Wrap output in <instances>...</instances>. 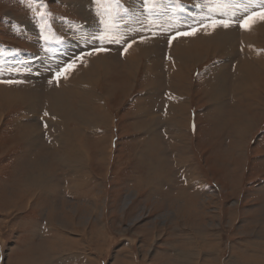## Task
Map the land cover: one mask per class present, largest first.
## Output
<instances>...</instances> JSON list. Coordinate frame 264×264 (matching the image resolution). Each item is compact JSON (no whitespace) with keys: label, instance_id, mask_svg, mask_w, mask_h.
I'll use <instances>...</instances> for the list:
<instances>
[{"label":"rangeland","instance_id":"374dc122","mask_svg":"<svg viewBox=\"0 0 264 264\" xmlns=\"http://www.w3.org/2000/svg\"><path fill=\"white\" fill-rule=\"evenodd\" d=\"M93 1L97 2V0ZM126 1L110 0L109 9H98L101 12L100 16L112 18L116 7ZM143 1L150 8L159 6L163 2V0ZM172 1L187 4L185 0H166L167 3ZM217 1H222L228 6L241 5L240 0H227V3L226 0ZM259 1L255 3L253 10L260 9L263 10L262 13L256 11L251 16L252 19H249L250 15L244 17L248 14L245 10L240 15H244L247 21L234 27L242 31L254 25L255 20L264 15V9ZM59 2L62 6L58 4ZM67 3L68 0L67 2L0 0V55L6 54L0 56V68L5 65V70H8L9 67L16 66L13 65V61L20 60V55L22 58L29 57L26 52L31 49L36 50V58L40 59L43 53L36 47V39H39L42 43L41 47L47 53L55 50L63 52L64 46L67 45L63 44L66 38L60 35L61 32L63 33L59 29L61 22H71L72 26L81 27L82 25L77 24L82 22L83 17H90L91 22L95 20L91 23L92 27L94 25L91 29L109 35L106 38L115 43L116 49L121 46V38L116 37L119 33L116 25H104L103 30H97L95 14H88L80 5ZM126 7H128L126 4L122 5L123 19V14L128 10ZM258 12L259 15L256 14ZM240 15L231 14L229 17L239 19L236 17ZM136 25L144 26L143 23ZM152 27L149 34L154 35L156 32L162 34L158 28L163 26L154 24ZM192 27L193 24H189L179 33ZM171 28L175 30L166 32L167 39L178 32V27ZM26 29L27 32H32L41 38L32 36L30 39L28 36V39L25 37ZM47 32H51L50 36L46 35ZM145 32L147 33V31L142 32L143 36H146ZM135 38L136 36H131L129 41ZM239 40L241 51L244 45L241 37ZM170 44L171 41L167 40L164 61L168 64L172 57ZM106 45L112 46V43ZM10 46L12 49H9ZM129 46L130 43L122 48L124 54L127 53ZM9 53L15 54L14 57L12 55L6 57ZM118 53L119 51L114 53L116 56L119 55L114 59L109 58L108 54L97 56H102L113 63L117 61L116 66L122 68L123 63ZM86 58V56L79 58L76 54L73 61L86 62L84 61ZM158 59L154 57L149 60L150 66L146 71L142 69L139 72L135 86L125 85L124 87L128 88L125 91L123 86L119 85V95L116 93L117 90H114L117 87L115 82L109 80L105 83V75L102 82H98L100 85L97 88L103 92V95H112L113 90V96L121 98L113 99L115 103L113 108L116 109L112 110V106H106V110L112 111L115 118L112 123V118L108 116L109 123L116 128L114 130L109 128L100 134L112 135L113 142L111 141V150L108 141L101 146L102 149H106L103 164L99 166L98 162L101 159L96 155L97 159L94 162L98 166L93 165L94 162L91 164V168L94 167L91 170L92 175L84 179L88 183L82 182L80 191H73L72 194L67 190H74L72 178L79 176L72 172L78 168L77 158L90 161L91 155L100 150L95 144L98 134L90 133L92 131L90 127L97 123L100 117L96 109L98 108L96 100L86 102L89 106L88 126H85L78 116L67 120L68 122L61 121L62 125L67 127L69 134L71 132L75 137L76 148L72 155L67 154L64 143L60 145L54 139L57 138V133H61L59 123L48 126L47 133L41 132L45 124L40 118L50 107L46 98L41 99L34 111L30 110L27 103L15 105L14 109H12L14 106L10 108L6 104L2 108L0 104V264H196V262L184 261L179 256L178 250L192 251L197 247L194 227L202 230L207 236L208 241L205 243L198 239V243L201 244L199 250H203L202 256L211 252L208 244H214L213 240L216 236L221 241L218 248L223 259L211 261L209 264H257L254 261H262L261 257L253 252L245 253V251L247 248H254L253 246L259 242V244L264 243L262 240L264 238V88L257 90L236 85L212 87L208 84L202 85L205 76L212 77V74H206V71L220 61L219 58L213 57L205 65L198 66L193 73L194 79L190 82V88L183 90L189 98L181 115L185 119L183 126L186 133L183 142H178L173 139L175 131L171 128L172 122L175 126V121L171 112L172 105L169 104L174 93L166 89L167 86L171 88L169 81L164 83L166 71L163 79L156 82V87L151 82L156 73ZM80 64L82 67L87 66ZM39 66L37 60L36 63L29 64L28 69L21 71L19 76L28 77L30 70L38 69ZM231 66L232 73L234 63ZM12 72L9 71L11 75ZM191 73L192 71L189 72L190 76ZM2 74L0 73V79L3 81H0V84L10 83L9 80H5L6 75ZM62 74L61 70L48 73L49 76L55 77L49 79L51 80L49 82L53 83L54 80L55 86L59 87L57 84L62 81ZM241 75L242 71L239 70L235 76ZM114 77L116 78V75ZM196 77L199 81H194ZM29 86L35 92L46 87L44 84L42 87V82L36 79L30 81V85L26 83L19 87ZM218 90L220 91L217 92ZM218 93L221 94L214 97ZM46 95L48 97L47 93ZM175 96L179 97L177 94ZM254 100L255 102L249 105ZM84 101L86 100L82 97L75 99L73 112L67 116L74 115L75 107L77 109V105ZM253 107L255 110H251ZM41 109L44 110L42 114ZM191 110L196 116L195 118L193 116L195 125ZM130 113L131 116L127 117ZM247 117L253 123H250L251 127L244 137L245 142L240 147L238 131ZM189 118H191V129ZM13 128H16V133L20 137L19 145L14 142L16 138ZM158 129L163 136L157 134ZM244 131L243 127L240 136ZM189 132L191 134L188 135ZM30 133L33 135H29ZM78 133L80 136L83 134V140L78 138ZM162 138L165 143L168 142L169 157L167 160L163 158L161 180L156 178L151 184L148 173L156 168L158 163L156 155H163L160 146ZM155 140L158 142L157 145L153 144ZM87 143L88 147H86ZM28 144H32L31 148H27ZM89 145L94 152L89 150ZM220 147L226 150V154L221 153ZM21 150H26L25 159L24 156L20 158L23 154ZM181 150L189 153L181 155L184 161L179 163L178 154ZM31 155L39 158L36 159L40 160V164L36 167L35 173L46 178L45 187H49L51 194L32 192L37 186L27 181V177L33 174ZM49 158V162H45L47 169H43L45 167L41 163ZM54 160H59L64 166L54 164ZM67 178L70 179L66 181L68 184L65 182ZM166 178L170 180L168 184L164 182ZM77 179L83 180V177ZM18 181L19 186L25 191H31L35 199L18 198L10 207V198L17 188ZM51 183L54 184L53 187ZM231 256L233 260H230Z\"/></svg>","mask_w":264,"mask_h":264},{"label":"bare ground","instance_id":"6f19581e","mask_svg":"<svg viewBox=\"0 0 264 264\" xmlns=\"http://www.w3.org/2000/svg\"><path fill=\"white\" fill-rule=\"evenodd\" d=\"M257 1H259V0H240V2H241L240 6H236L234 8L233 6L227 5V7H225L226 12H220L218 15L215 11V6L217 5V0H185V2L188 5H194L196 8H198V10L194 9L192 6L182 7L184 10H187L190 13H192L193 17L196 16V19H197V16H200V15L207 16L206 19H208L206 21H201V22L195 21V22L191 23V21H190L189 23L193 24V27L191 29H194L196 26L202 25L203 23H206L207 21L211 22L210 26H213V28L209 27V28H206L204 30L201 29V31H199V33L197 32V35L195 34L194 36H189V37L186 36L187 38L186 37L185 38L179 37L178 39H176L169 49L172 57L170 58L171 62H169V64H168V63H166V61H164L165 60L164 58H165V52H166V45H167V40H168L165 37H167V35H166L167 31L171 32V31L175 30V28H171V26L169 24H165L164 26L161 25L163 27L158 28V29H160L162 34L157 33V32L154 35L149 34V31L153 29L152 26L155 23H153L152 25H149L145 18L149 16L147 19L148 21L150 20V17L151 18L153 17L156 21H158L159 19H158L157 14H159V13L157 11L152 12V13L148 12V16L145 17L146 14L144 15L143 10L141 8V0H138V1L137 0H127L125 2V4L128 7H126V8H128V13H131L132 15H134V19L125 18L124 20H122L123 26L118 30L119 33L116 34L117 35L116 37L121 38L122 44L117 49H122V48L127 47L129 45V43L131 42V41H129L131 36H136L135 40L136 39L142 40V39L146 38V39H148V42L147 43H140V42L136 43L135 42L134 45L130 46L127 53L125 54V57L123 59L120 57V60L123 63L122 68H120L119 66H116V65H118L117 61H114L116 63H113L112 61L105 60L106 58H104L102 56H97L94 58H92L90 56H86L87 58L85 60L83 59L86 62H77L76 61L77 64L79 65V66L77 65L78 66L77 68H75L76 66L73 67V66L69 65V63H70L69 62L70 60H69L68 62L66 61L67 64L64 65V66H67V70L65 72H63V74L61 75L62 81L59 84H57V85H59V87H56L55 86L56 83L54 82V80H53V83L49 82V81H51L49 79H51L53 76H49L48 73L54 72L56 70H60V64H57L56 62H55L56 64L52 63L45 56V54L42 55L40 57V59H37L38 63H40L39 68L33 70V71H38L39 72L38 73L39 78L41 77L40 79H36V78H31L29 76L25 77L26 75L25 76L24 75L19 76V74H21L20 73L21 71L26 70L28 68V66L23 63V58H21L20 64L18 66L9 67L8 70H5V65L2 68H0V73H3L2 75H6L7 79H5V80H9V82H10V83L3 82L2 84H0V104L2 105V108H3V105L6 104L10 108L14 106L12 108V109H14L16 107L15 105H23L22 103H24L26 105V103H27L30 106V110L34 111V109L39 106L41 99L46 98V102H49L50 107L47 108V111H45V112H49V114L51 116L50 117L51 119L47 121L48 122L47 126H51L52 124L59 123L61 133H57V138H54V139H55V141L57 140V142L60 145L64 143L65 144V151L67 152L68 155H72V153L74 152V150L76 148L75 137L71 132L69 134L67 127L63 126L61 121L62 122H68L67 120H72L73 117L78 116V119H81L83 124L85 126H88L87 125V118H88L87 114L89 113V111L87 110V108H89V106L86 104V102L88 101V103H90V102H94L93 100H96L97 106H98V108H96V109L99 111L100 117H99L97 123H95L93 126H91V127L89 126V127L92 130L90 133L94 132L96 135L98 134L96 137L97 142L95 140L94 141L96 142L95 143L96 147L100 150L95 151L96 154L94 153L93 155H91L90 161H87L86 159L80 158V157L77 158L78 168L76 170H72V172L74 174L79 175V176H76L77 178L83 177V180H80V179H77L76 177H73L72 181H73V186L75 188H73L74 190H69V189L67 190V192L70 191V194H72L73 191H76V190L80 191V187L83 184L82 182H84V181H85L84 183L87 182V180H84V179H86L87 176L91 177V175H92L91 170H93L94 167L91 168L92 167L91 164L94 162L95 159H97L96 155L99 156L101 159L98 162L99 166H100V164H103L102 162L104 161V157H105L104 154H105L106 149H102L101 146L103 144L105 145V142L108 141V146H109V149L111 150V141L113 142V140H112L113 137H111L112 135L103 134L101 136L100 134L109 128H111V130H114L116 128L115 125L111 126V124L109 123L108 116L112 118V123H113L115 118L112 114L113 113L112 111L106 110V106L107 105L112 106V110L116 109V108H113L115 106L113 99L117 100V99H121V98H119L117 96H113L114 95L113 90H112V95L111 94L110 95H106V94L103 95V92L98 90L97 86L100 85V83H98V82H100V81L102 82L104 75H105V83L109 80H112L113 82L116 83L117 87L114 88V86H113V88H114V90H117L116 93H117V95H119L118 94V86L119 85L123 86V90H125V91H126V89H128L127 87H124L125 85H128L130 87L135 86L136 83L138 82L137 80H138L139 72L142 69H144L146 71V68L148 66H150L149 65L150 59H153L154 57L158 59V57H159V59L157 60L158 65L155 69L156 73L154 74V77H153L151 82L153 83V86L156 87L157 86L156 82L158 80L161 81L163 79V76H165L164 71H166V78L164 77V83L166 84L167 81H169L168 84L171 86V88L167 86L166 89H169V90L173 91V93H174V95H172L173 97H171V99H172L171 104H169V105H172L171 112L173 114V120L175 121V126L172 122L171 128L175 131V136L173 139L177 140L178 142L179 141L181 142L184 139L183 137L186 133L185 128L183 126V122L185 119L181 115H182L183 108L188 104L187 102H188L189 98L183 93V90L185 88H190V86H191L190 82L193 81V79H194L193 73L195 72V69L198 66L205 65L213 57L219 58V61H220V63L215 64L213 67H211V68L209 67L210 70L209 71L207 70L206 74L211 73L212 77H206L205 76L202 85L208 84V86H211V87L215 86V85H227V86L236 85V86H241V87H245V88H249V89H257V90L264 88V19H261L260 18L261 16H259V17L257 16L258 18L255 20V23L253 21L254 25H251L242 31L239 30V28L237 29L236 27L231 26V24L228 22H227L228 27H224V24L221 23V21L225 22L224 20H232L229 16H226L224 14L234 13L236 15H240L241 13L245 12V10H247L248 14H246L245 16L240 15L239 17H236V18L242 19L246 16L253 15L256 11L261 12L260 9L253 10V8H255V3H258ZM156 2H157V0H156ZM72 3L78 4L82 7H84L88 14L89 13L95 14L96 15V22H97L96 26L98 25L97 30H100V29L103 30V28H104L103 26L106 24V22L109 18L106 17L105 15H103L101 17L100 16L101 12L98 9H109L110 3L107 4V0H97L96 3L93 0H73V1L68 0L67 4H72ZM226 3H227V0H226ZM170 4H171V2H170ZM185 5L186 4H184V6ZM174 6L176 7V5L173 4V8H174ZM207 6H208V9H206ZM110 9H112V8H110ZM121 10H122V8H121ZM166 11H167V9H166ZM175 11H176L175 13H179L178 6L176 7ZM167 12L174 13V11H172V9L168 10ZM109 13L110 12H108V14ZM180 13H181V11H180ZM181 14L186 16V18L192 17V16L190 17L189 15L185 14L184 11ZM256 14L259 15V12ZM254 17L255 16H253V18ZM202 18L205 19V17H202ZM82 19H83L82 22H79L77 24V25H82L81 27L72 26L71 22L65 23L62 21L60 24L61 28H59L61 31H63V33L61 31L60 32L66 36L65 40H67L66 41L67 48L70 50H74L73 59L76 56V54L81 53V52H85V50H89L92 48L99 49L97 47V43L92 42V36H93L94 31H96V30L91 29L94 27V25L92 27L91 23L95 20H93L91 22L92 19L90 17H83ZM165 19L167 20V18H165ZM111 20H113V18H111ZM234 20H237V19H234ZM149 22H151V21H149ZM175 22H176V20H175ZM140 23H143L144 26L138 27L136 25V24H140ZM169 23H170V21H169ZM109 29H110V27H109ZM109 29H108V31H109ZM27 30L28 29H26L25 37L29 36L31 39V37L34 36L35 38H37V36H35L32 32H27ZM198 30H200V29H198ZM64 31H66V32H64ZM143 31H147V33L145 32L146 36H143V34H142ZM186 31H188V30H186ZM67 32H69V33H67ZM138 32H140V33H138ZM152 34H153V32H152ZM107 36H109V35H107ZM29 37H28V39H29ZM95 37H93V38H95ZM240 37L242 38L243 45H244L241 48L242 49L241 51L239 50V42H240L239 39H240ZM63 44L65 45V43H63ZM35 45L37 48H39V46H38L39 43H38L37 39H36ZM47 45H48V43H47ZM113 45L115 46L114 42H113ZM40 47H41V45H40ZM113 48L116 49V46L112 47L111 49H113ZM51 50H53V49H51ZM118 51H119L118 54H120L121 50H118ZM64 53H62V54H64ZM66 53H67V51H66ZM62 54H61V56H62ZM14 55H12V56L14 57ZM35 55L32 57H31V55L29 57L28 56L27 57L30 60H34L33 58L36 57ZM66 55H64V56H66ZM70 55H71V53H70ZM108 55L110 56L109 58H113V59L116 57H119V55L116 56L114 54H108ZM50 56L48 55V57H50ZM57 56H58V54H56V57ZM20 57H22V56L20 55ZM66 57H68V55ZM71 58H72V56H71ZM62 60H64V59H62ZM243 60H245V61H243ZM59 61H60V59H59ZM71 61H73V60H71ZM16 63H17V61L15 62V64ZM80 63H83L87 66L82 67ZM233 63L235 65V67L231 73V69H232L231 65ZM165 64H167L168 66L166 67ZM7 66H8V64H7ZM61 66L63 67L62 64H61ZM230 66H231V68H230ZM164 67H165V69H164ZM149 68H151V67H149ZM12 70L16 71V73H14L16 75L13 76L10 74L12 72ZM239 70L242 71V75L240 77H237L235 75ZM9 71H10V73H9ZM191 71H192V73H191L192 75L190 76L189 72H191ZM7 72H8V74H6ZM211 74H209V75H211ZM230 74H233V75L230 76ZM114 75H116V78L114 77ZM53 78H55V77H53ZM34 79L40 80L42 82V87H44L43 84L46 81L49 82L50 84L47 83V84H49V86L44 87L39 92H35V91L31 90L32 88H30V86L25 87V88L19 87V86L25 85L26 83L28 85H30V81H32ZM197 79L194 81H199V79L198 80ZM0 81H3V79H0ZM4 84H9V85H4ZM219 91L220 90H218L217 92H219ZM46 93L48 94V97H47ZM152 93L154 94L153 91H152ZM175 94H177V96H179V97H176ZM220 94L221 93L215 94L214 97H217ZM80 97H82L83 100H86V101H84V103L78 104L77 105L78 108L76 109V107H75V114L68 117L67 114H71L73 112V109H74L73 105L75 103L73 101L77 98H80ZM255 100L252 103H249V105H252L255 102ZM117 102H119V101H117ZM117 102H116V104H117ZM183 104H185V105L181 106ZM247 105H246V108H247ZM251 110H255L254 107ZM43 111L41 109V114L43 113ZM44 114L45 113L42 114V117L40 119H43V120L46 119L45 116H47V115H44ZM129 116H131V113L127 114V117H129ZM189 121H190V129H191V118H189ZM250 123H253V122L249 117H247L244 120L243 124H241L242 125L241 129H239V131H238L239 132L238 135H239V146L240 147H242V144L245 142L244 137L246 136L248 129L251 127ZM44 124H46V122H44ZM175 127H176V129H175ZM243 127L245 128V131L243 132L242 136H240V133H241V130ZM159 129L157 131L158 132L157 134L161 135L162 133H161V130H159ZM13 130H15L14 135L16 138V140H14V142H17V144H18L20 142V137L16 133V128H13ZM43 131L44 130H42L41 132L43 133ZM149 131H153V130H149ZM155 131H156V129H155ZM32 133H30L29 135H31ZM43 134H45V132ZM189 134H191V132H189L188 135ZM162 136H163V134H162ZM149 137H151V136H149ZM155 137H156V135H155ZM78 138L83 140V134H81V136H80V134L78 133ZM162 140H163V138H162ZM162 140L160 141V146L162 147L161 150L163 153H161V154H163V155L162 156L156 155V157L158 158V163H156V168H154L153 170H151L148 173L150 183H151V181L155 180L156 178H159L161 180V173H162L161 169L164 166L162 163L163 158L164 159L166 158V160H167V158L169 157L168 151H167V149H168L167 147H169V145L167 144L168 142L165 143L166 141L164 142V140L163 141ZM22 141L23 140H21V142ZM157 143L158 142L156 140L153 141L154 145L155 144L157 145ZM173 143L175 144V142H173ZM31 145L32 144H28L26 146H28L27 148H31ZM170 146H171V143H170ZM86 147H88V143H87ZM89 150L90 151L92 150L90 145H89ZM220 150H221V153L226 154V150H224L221 147H220ZM92 151L94 152V150H92ZM20 152L23 153L20 156V158H23V156H24V159H25L27 156L26 150H24V151L21 150ZM184 153L187 154V153H189V151H182V150L179 151V154H178L179 163L184 161V159L181 156ZM32 157H34V155H31V159H30L31 165L33 167V174H30L27 177V181L33 182L32 184L37 186L34 190H32V192L36 191V192H45L46 194H51L49 192V187H47V188L45 187L47 184L46 178L44 179L41 177L40 174L35 173L36 167L40 164L39 163L40 160L37 161L39 158H36V157L32 158ZM49 160H50V158L45 159L41 163V165H43L45 167L43 169H47L46 163H48ZM185 162H187L186 159H185ZM53 163L54 164L55 163L56 164H62L59 160H54ZM96 164H97L96 162L93 163V165H96ZM182 165H183V163H182ZM96 166H98V165H96ZM175 167H173V168H175ZM180 167H182V166H180ZM66 168H68V167H66ZM173 168L171 170H172V173L174 174ZM96 169L97 168H95V170ZM84 170H85V172H84ZM67 171H70V170L67 169ZM32 177H34L33 180H30V178H32ZM166 179L164 182H165V184H168L170 180H168V179L166 180ZM67 180H70V179L67 178L65 180V182ZM66 183L68 184V182H66ZM53 185L54 184L51 183L52 187H53ZM136 185H137V183H136ZM133 187L136 188L135 185H133ZM143 187L145 188L146 186H143ZM33 197L34 196L31 195V191L30 192L25 191L23 189V187L19 186V181H18L17 182V188L13 191L12 197L10 198V205L9 206L10 207L13 206L15 201L18 198L35 199V197L34 198ZM194 229H195L194 234L197 238L195 241L197 247H195V249L192 251L187 250V249H178L180 251L179 256L184 261H187V263L196 262V264H209L211 261L223 259V256L221 255L219 248H218V246L221 244V241H220L218 236H216L215 240H213L214 244H212V245H210L211 243L208 244V248H210L211 252L205 254L204 256L201 255L203 250L202 251L199 250V246L201 244L198 243V241H199L198 239H200L202 243H205L208 241L207 236L204 235L205 233L202 230H199L196 227H194ZM262 240L264 241V238ZM259 243L254 245L253 246L254 248H252V249L247 248L248 250L246 249V251L245 250L244 251H245V253L253 252L255 255L261 257L260 258L262 260L261 262L258 260L254 261V262H257V264H262V263L264 264V243L263 244L262 243L259 244ZM213 247H216V248H213ZM256 258L257 257H255V259ZM230 260H233L232 256L230 257Z\"/></svg>","mask_w":264,"mask_h":264},{"label":"crops","instance_id":"0c3cea01","mask_svg":"<svg viewBox=\"0 0 264 264\" xmlns=\"http://www.w3.org/2000/svg\"><path fill=\"white\" fill-rule=\"evenodd\" d=\"M62 1V0H61ZM64 2H67V0L65 1V0H63ZM164 2V3H163ZM163 2H161L160 3V5L159 6H155L154 8H150L149 7V5L148 4H145L144 3V1L142 0L141 1V8H142V10H143V13H144V15H145V17L146 16H148V12L149 13H152V12H158L159 14H157L158 15V21L160 22H158V21H156L153 17L151 18L150 17V20L149 21H151V22H149L147 19H148V17H146L145 19H146V21H147V23L149 24V25H152L153 23H155V24H157L159 27L161 26V25H165V24H169L171 27L173 26V27H178V32L177 33H175V34H173V35H171L170 36V38L168 39V40H170L171 41V44H170V47L172 46V44L174 43V41L176 40V39H178L179 37L180 38H185L186 36L187 37H189V36H194L195 34L197 35V32L199 33V31H201V29L202 30H204V29H206V28H213V26H210V21H207L206 23H203L202 25H199V26H196L194 29H189L188 31H185V32H181V33H179V31H181V30H183V29H185V28H187L188 26H189V22L191 21V23L192 22H197V21H206V20H208V19H203L202 17H206V16H203V15H200V16H197V19H196V16L195 17H193V15H192V13H190L189 11H187V10H184L182 7H190V6H192L194 9H196V10H198V8H196L194 5H188V4H186L185 6H184V4L185 3H176V2H171V4L170 3H167L165 0H163ZM110 3V0H107V4H109ZM58 4H60V6H62V3H58ZM173 4L174 5H176V7L178 6V11H179V13H175L176 11V7L174 6V8H173ZM180 4V5H179ZM218 4H223L222 2H220V1H217V5ZM78 5V4H77ZM122 5H125V2L123 3V4H121V6L120 5H118L117 7H116V11H115V13L113 14V16H112V18H113V20H111V18L109 17V20H107V22H106V24L105 25H116L119 29L123 26V24H122V20H124L125 18H132V19H134V15H132L131 13H128V10H127V13L126 14H123L124 16V19L122 18V10H121V8H122ZM166 5V6H165ZM215 6V11H216V13L219 15V13L220 12H226V10H225V7H218V6ZM169 7V8H168ZM234 8L236 7V6H233ZM145 9V10H144ZM155 9V10H154ZM166 9H167V11L168 10H170V9H172V11H174V13H170V12H167L166 11ZM174 9V10H173ZM206 9H208V6L206 7ZM149 10V11H148ZM180 11H181V13H183V11L185 12V14H187V15H189L191 18H186V16H184L183 14H181L180 13ZM163 12V13H162ZM188 12V13H187ZM170 13V14H169ZM231 14H234V13H231ZM231 14H224V15H226V16H229V15H231ZM121 15V16H120ZM167 17H166V16ZM183 15V16H182ZM222 16V15H221ZM181 17V18H180ZM185 17V18H184ZM165 18H167V20L165 19ZM153 19V20H152ZM169 19V20H168ZM193 21H192V20ZM232 20H224L225 22H228V23H231V22H234V21H238L239 19H237V20H234V18H231ZM161 20V21H160ZM164 20V21H163ZM175 20H176V22H175ZM180 20V21H179ZM169 21H170V23H169ZM174 21V22H173ZM230 21V22H229ZM164 22V23H163ZM180 23V24H179ZM184 23V24H183ZM172 24V25H171ZM179 24V25H178ZM154 25V24H153ZM178 25V26H177ZM205 25V26H204ZM181 26V27H180ZM205 27V28H204ZM198 29H200V30H198ZM195 30V31H194ZM193 32V33H192ZM179 33V34H178ZM185 33V34H184ZM50 34H51V32H47L46 33V35L47 36H50ZM189 34V35H188ZM60 35H63L64 37H66L64 34H62V33H60ZM182 35V36H181ZM38 36V35H37ZM96 36V37H95ZM93 37H95V38H93ZM103 37V38H102ZM106 37H109V36H107V34L106 33H103V32H94L93 33V36H92V41H94V42H96L97 43V47L99 48L98 50H95L96 48H92V49H89V50H85V52H81V53H78V57L79 58H83V57H85V56H90V55H92V57H95V56H97V55H99V54H114V53H116V51H118V50H121L122 51V49H115V48H113V49H111L112 47H115L114 45H113V42H111V40H109L108 38H106ZM186 37V38H187ZM38 38H41V36H38ZM103 39V40H102ZM58 40V39H57ZM147 40V41H146ZM26 41H29V40H27L26 39ZM66 41L67 40H65L64 42H65V44H66ZM59 42H62V41H59ZM135 42L136 43H138V42H140V43H147L148 42V39H142V40H138V39H136V40H133V41H131L130 42V46H132V45H134L135 44ZM38 43H39V48H40V50H41V52L43 53V55L45 54V56L52 62V63H57V64H62V65H65V64H67V62L69 61L70 63H69V65H71V66H73V67H75V65H78L77 64V62L76 61H71V60H73V54H74V50H70V49H68L66 46H64L65 48L63 49V52H58V51H53V53H47L46 52V50L44 49V48H42V47H40V45L42 44L40 41H39V39H38ZM107 43H112V46H107L106 44ZM132 43V44H131ZM107 46V47H106ZM130 46H129V48H130ZM128 48V49H129ZM9 49H12V47L10 46L9 47ZM115 49V50H114ZM66 51H67V53H66ZM65 52V53H64ZM124 51H122L121 52V54H120V57L121 58H124L125 57V54L123 53ZM62 53H64V54H62ZM70 53H71V55H70ZM26 54L27 55H31V57L32 56H34L35 54H36V50H33V49H31V50H27V52H26ZM34 54V55H33ZM55 54V55H54ZM56 54H58V56L56 57ZM61 54H62V56H61ZM68 55V57H66L67 55ZM6 54H1L0 56H5ZM11 55H14L13 53H9L6 57H9V56H11ZM48 55L50 56V57H48ZM64 55H66V56H64ZM36 56V55H35ZM54 56V57H53ZM71 56H72V58H71ZM20 57V56H19ZM37 57V56H36ZM35 57V58H36ZM52 57V58H51ZM62 57V58H61ZM22 57H20V59H21ZM57 58V59H56ZM25 59V60H24ZM59 59H60V61H59ZM62 59H66L65 61L64 60H62ZM19 60V59H18ZM17 59H15V61H14V64L13 65H16V66H18L19 64H20V60L18 61ZM29 60V61H28ZM55 60V61H54ZM17 61V63L15 64V62ZM36 63V61H37V58L35 59V60H30L29 58H23V63L24 64H26L27 66L29 65V64H33L34 62ZM64 61V62H63ZM67 61V62H66ZM55 63V64H56ZM76 63V64H75ZM79 66V65H78ZM78 66H76V67H78ZM28 69V68H27ZM34 69H32V70H30V72L28 73V76L29 77H31V78H36V79H40L39 78V72L38 71H33ZM60 70H61V72H64L65 70H67V66H63L62 68H60ZM36 72V73H35ZM14 73H16V71L14 70L13 72H12V74L13 75H16V74H14ZM31 74V75H30ZM196 76V75H195ZM195 79H197V77L195 78ZM47 83H49V82H45L44 83V85H46V86H49V84H47ZM191 114H192V119H193V116H194V118L196 117L195 115H194V112H192V110H191ZM44 115H47V116H45V118L46 119H49L51 116H50V114L48 115V112H46V114H44ZM49 116V117H48ZM46 119H41V121L42 122H46V123H48L47 122V120ZM194 120V119H193ZM41 122V123H42ZM192 124H193V122H192ZM194 125H195V120H194ZM42 128H43V130L45 131V133H47L48 131H49V127L47 126V124H45V125H43L42 126Z\"/></svg>","mask_w":264,"mask_h":264},{"label":"snow or ice","instance_id":"6c2138e0","mask_svg":"<svg viewBox=\"0 0 264 264\" xmlns=\"http://www.w3.org/2000/svg\"><path fill=\"white\" fill-rule=\"evenodd\" d=\"M260 2H261L262 9H264V0H260ZM217 6H218V7H227V5H225V4H218ZM260 18H261V19H264V15H261ZM221 23L224 24V27H228V23H227V22H223V21H221Z\"/></svg>","mask_w":264,"mask_h":264}]
</instances>
